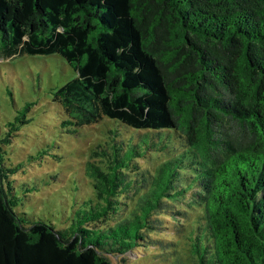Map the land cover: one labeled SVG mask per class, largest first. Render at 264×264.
Returning <instances> with one entry per match:
<instances>
[{
	"label": "trees",
	"instance_id": "trees-1",
	"mask_svg": "<svg viewBox=\"0 0 264 264\" xmlns=\"http://www.w3.org/2000/svg\"><path fill=\"white\" fill-rule=\"evenodd\" d=\"M49 54L74 71L60 125L114 124L85 162L93 197L56 227L15 211L3 144L26 107L6 123L0 264H264V0H0V58ZM179 202L184 250L155 234Z\"/></svg>",
	"mask_w": 264,
	"mask_h": 264
},
{
	"label": "rangeland",
	"instance_id": "rangeland-1",
	"mask_svg": "<svg viewBox=\"0 0 264 264\" xmlns=\"http://www.w3.org/2000/svg\"><path fill=\"white\" fill-rule=\"evenodd\" d=\"M73 74L58 54L0 58V137L6 123L26 107L23 109L26 121L19 124L20 129L3 148L6 150L4 164L17 168L8 174L20 199L15 211L24 212L27 222L41 219L63 227L71 221L75 209L93 197L85 162L96 145L108 140L114 120L105 116L75 131L60 125L65 117L51 101V91ZM142 133H133L131 137ZM148 135L155 136V132ZM181 142L176 139L168 149L137 159L139 168H159L166 154L171 157L182 148ZM168 209L181 213L174 211L172 217L165 215L155 234L166 244L174 242L177 249L184 250L186 245H177L175 240L186 233L184 224L194 221L196 210L186 208L183 202L172 204ZM141 253H130L129 257L135 259ZM139 264L151 263L144 257Z\"/></svg>",
	"mask_w": 264,
	"mask_h": 264
}]
</instances>
